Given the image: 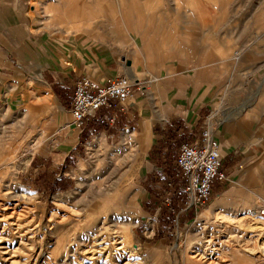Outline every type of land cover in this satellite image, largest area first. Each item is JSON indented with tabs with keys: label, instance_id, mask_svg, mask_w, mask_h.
Segmentation results:
<instances>
[{
	"label": "rangeland",
	"instance_id": "rangeland-1",
	"mask_svg": "<svg viewBox=\"0 0 264 264\" xmlns=\"http://www.w3.org/2000/svg\"><path fill=\"white\" fill-rule=\"evenodd\" d=\"M6 6L14 8L20 15L29 16L31 28L17 35L25 40L24 48L44 37L53 44L65 45L72 50L69 54L77 58L89 60V52H96V48L101 47L110 49L109 53L120 62L123 55L134 60L143 49L140 41L144 28L150 26L151 33L147 36L158 42L157 51L162 60L185 58L190 52L195 57L200 52H210L211 74L215 76L212 79L220 85L215 88L216 93L219 97L230 93L235 97L230 106L236 107L222 114L218 110L210 112L215 128L228 117L238 120L249 111L250 99L258 93L260 100L264 94V0H0V7ZM149 71L144 74V80L138 77L140 81L156 79ZM28 73L19 86L21 95H6L0 103L3 126L0 133V205L14 203L23 215L19 222L22 233L14 225L5 222L4 227L3 222L0 225V233L8 238L4 239L0 249V264H197L198 250L203 249L208 254L215 253L210 260L214 262L212 264H264V254L259 250L264 246V229L248 225L245 230H237L217 223L213 215L199 220L204 211H211L210 204L186 224L183 221L189 217L181 215L179 233L172 224V215L164 206L169 213V236L162 239L155 235L150 243L147 242L142 233L149 235L153 225L160 226L161 218L160 214L149 219L147 226L144 223L148 220L145 222L139 218L143 181L150 170H156L147 162V157L145 165L149 170L137 178L135 186V204L139 213L110 216L113 227L129 234L124 252L116 259L107 258L104 252L93 258L85 257L80 249L94 241V234L104 221L92 223L98 214L91 211V205L97 198L101 181L116 183L111 158L114 149L121 148L124 133L121 138H109L108 143L96 136L85 144L84 159L90 165L86 176L74 179L73 169L62 174L54 173V178L71 180L72 186L68 190L56 192L54 184L50 192L41 193L36 186L25 185L21 178L30 175L27 164L33 155L69 152L81 130L75 126L70 110H66L52 90L43 84V78L35 76L33 70ZM233 84L234 87H228ZM141 86L148 90L145 84ZM191 89L190 98L198 96ZM197 89L200 93L201 90ZM192 105L194 110L188 116L187 113L183 115L188 124L199 112V104L193 102ZM32 129L34 134L29 137ZM146 137L151 140V135ZM36 141L40 146L32 151ZM100 142L104 144L99 146ZM175 153H171L167 165L170 173L157 171L162 176L158 189L164 195L171 189L169 183H173L176 189L179 187L173 179L177 172L173 159ZM222 171L227 180L215 183L213 195L223 187L231 192L227 193L223 205H228L226 210L214 211L232 218L242 219L250 214L264 220L260 215L264 205V167L255 170L252 184L243 183L240 172L229 175L223 166ZM79 182L81 187L77 188ZM232 190L237 193L229 199Z\"/></svg>",
	"mask_w": 264,
	"mask_h": 264
},
{
	"label": "crops",
	"instance_id": "crops-1",
	"mask_svg": "<svg viewBox=\"0 0 264 264\" xmlns=\"http://www.w3.org/2000/svg\"><path fill=\"white\" fill-rule=\"evenodd\" d=\"M30 28L29 16L20 15L10 6L0 7V103L6 95H21L19 86L29 75L30 70H33L35 76L43 78V84L52 90L63 107L70 112L74 85L80 77L88 76L103 85L123 73L132 74L133 79L140 80L138 78L140 76L144 80V74L150 70L151 76L156 79L141 81L148 86V90L140 91L134 88L127 112H119L117 108H100L90 124L79 131L77 141L69 152L33 155L27 164L30 175L22 176L23 183L36 186L41 193L50 192L54 184L56 189L68 190L72 186L71 180L54 178L53 175L72 169V173H75L79 169L80 162L86 161L83 147L90 140L98 136L108 143L109 138H121L126 132L136 134L138 144L143 145L142 142L149 134L151 142L145 152L147 151V162L156 170H150L143 181L139 214L142 221L148 220L146 224L144 223V226H147L149 219L158 217L162 210L166 212L161 202L162 197L165 196L164 192L158 189L162 176L157 174V171L170 173L167 169L170 155L173 152L178 153L182 143L200 142L201 133L206 127L205 118L210 112L218 110L222 114L236 108L234 105L230 106L235 101L234 96L229 93L219 97L216 93L215 88L220 85L216 79L215 81L212 79L215 76L211 74L213 63L209 58L210 52L198 53L201 57L197 54L195 57L194 53L187 52L189 55L185 58L162 60L161 53L157 51L158 42L154 37L147 36V33H151V29L150 26H145L140 41L143 49L138 56H134V60L123 55L120 62L109 53L110 49L104 50L101 47L96 48V52H89L90 57L87 60L69 54L72 50L68 47L56 42L53 44L44 37L34 40L31 45L24 48L25 40L17 35ZM26 34H29V31ZM207 49L209 50V47ZM38 71L39 74L36 73ZM234 86L233 84L228 87ZM191 88L198 93L195 98L194 96L190 98ZM197 88L201 90L200 93ZM258 95L257 93L250 99L247 113L235 121L232 117H228V120H224L215 132V138L221 143L225 152L223 169L229 175L240 172L243 183L246 184L254 183L255 170L264 167V94L260 100ZM193 102L199 104V108L197 107L199 112L194 121L188 124L185 117L194 110ZM185 113L187 114L184 117ZM223 118L225 119V116ZM148 126L149 130L146 132ZM76 163L77 167L74 168ZM73 176L75 179L76 175ZM174 181L179 186L175 178ZM172 184H168L170 190L175 189L178 192L179 187L176 189ZM228 192H231V189L227 190L226 187L220 192H215L209 209L215 200ZM236 193L232 190L229 199L234 198ZM227 206L214 207V210H226ZM189 214L183 218H187ZM165 215L166 213L162 214L159 227L152 226L149 235L142 233L147 242L150 243L155 235L161 236L162 239L169 236V218ZM186 222L188 219L184 220L183 224Z\"/></svg>",
	"mask_w": 264,
	"mask_h": 264
},
{
	"label": "built area",
	"instance_id": "built-area-1",
	"mask_svg": "<svg viewBox=\"0 0 264 264\" xmlns=\"http://www.w3.org/2000/svg\"><path fill=\"white\" fill-rule=\"evenodd\" d=\"M141 85V81L133 79L129 73H123L103 85L88 76L80 77L74 85L71 109L75 126L83 130L95 113L103 107L127 112L133 97V88L138 87L142 91L144 88ZM212 115L207 117L200 142L182 143L173 157L177 167L174 178L179 182V189L184 192V196L179 200L180 206L177 209L173 204L177 191L172 189L162 198V205L172 215V224L178 233L181 215L190 212L197 214L204 210L212 201L215 183L227 180L222 171L225 158L223 148L215 138L216 128L212 124ZM2 128L0 120V133ZM260 215L264 216V205Z\"/></svg>",
	"mask_w": 264,
	"mask_h": 264
},
{
	"label": "bare ground",
	"instance_id": "bare-ground-1",
	"mask_svg": "<svg viewBox=\"0 0 264 264\" xmlns=\"http://www.w3.org/2000/svg\"><path fill=\"white\" fill-rule=\"evenodd\" d=\"M153 80L155 79H152L151 81ZM148 130H149V126L146 128V132ZM33 131L34 129H32L29 132V137L31 136V134L32 135L34 134ZM135 135L136 134L134 133L129 134L125 132L123 134V144L121 145V148L118 147L117 149H114V151L112 152L113 158L111 159H113L114 161L113 170L115 171V174L117 175L116 183L114 182V183L106 184L108 182L105 183L103 181L99 183V186H98L99 190L96 193L97 198L95 199V202H93V204L91 205L93 209L91 211H95L98 215L93 219L92 223L101 222L102 219H104V221L103 223H101L102 227H99L97 232H95L94 239L92 238L94 241L92 243H89L88 245H85L83 248L80 249L81 253L85 257L88 255L87 256L88 258H93L95 257L96 254H100L101 252H104L107 258L116 259L122 255L125 247L129 243V234L125 233L123 230L122 232H119V229L121 228L117 229L113 227L111 225L112 222L110 220V216L113 217L114 214H118V213H124V214L139 213V209L135 204V198H137L136 197L137 194L135 193V186H136L137 178H139L141 174L149 170L148 166L145 165V159L147 157L145 150L149 146L151 140L145 137L144 142H142L143 145L138 144L137 142L138 138ZM134 141L136 143L133 144ZM103 144L104 142H100V144L98 145L102 146ZM32 146H33L32 151H34L40 146V142L36 141L33 143ZM89 149L91 150L92 147H90ZM106 150L107 152L110 151L108 149ZM97 161H99V159ZM92 163L93 162H91V164ZM89 166L90 165H88V161L87 162L81 161L79 169L75 172V175L77 177L86 176L89 173ZM79 187H81V182H79L77 188ZM228 195L229 194H226L220 197L219 199L215 200L214 203L212 204L211 211L209 210L204 211L199 216V220L209 219L210 218L209 216L213 215L214 221H216L217 223L226 225L228 227H234L237 230H245L247 229L248 225L251 226L252 228L256 227L257 229H260V230L264 229V220L257 219L250 214H247L245 218L243 217L242 219H239V218H232L222 213L214 211L215 209L214 207H218V206L220 207L226 203L225 202L226 196ZM17 207L18 206L14 205V203L0 205V225L3 222V227H4L5 226L4 222H5L6 225L16 226V229H19L20 231L21 229L20 226L22 225H20L19 222L21 218L23 217V215H22V212L19 209H17ZM101 215H104V216L101 217ZM5 229H7V227H5ZM20 232L22 233V231ZM4 235L5 234H3L2 236V234L0 233V249H2L1 247H3L4 245V242H5L4 239H8L4 237ZM6 249L8 250V247ZM217 250L219 249L217 248ZM259 250L262 252V254H264V246L262 248H259ZM200 251L198 250V253H197L198 255L197 258L199 259L197 264L214 263V262H210V260L212 257H214L215 253L208 254V252H206V249H203ZM220 253L221 251L217 254L220 255ZM218 258L220 259V257Z\"/></svg>",
	"mask_w": 264,
	"mask_h": 264
},
{
	"label": "trees",
	"instance_id": "trees-1",
	"mask_svg": "<svg viewBox=\"0 0 264 264\" xmlns=\"http://www.w3.org/2000/svg\"><path fill=\"white\" fill-rule=\"evenodd\" d=\"M98 112V111H97ZM97 112H96V114H97ZM116 120H117V117L115 118ZM92 120L90 119V121L87 123V125L85 126V128L90 124V122H91ZM84 128V129H85ZM173 153H175V152H173ZM175 155H176V153H175ZM175 175H173V177H174ZM174 179V178H173ZM61 190V189H60ZM213 190H214V188H213ZM56 191H59V189H57ZM219 195V194H218ZM183 196H184V192L183 191H181V190H179L177 193H176V195H175V198H174V206L176 207V208H179V205H180V202H179V200L181 199V198H183ZM213 198H214V195H213ZM212 198V199H213ZM164 213H166V215L168 216L169 215V213L167 212V210H166V212H163V210L161 211V217H162V214H164ZM165 215V216H166ZM196 215H195V213L194 212H190V214L188 215V217H189V219H188V221L189 220H192V219H194V217H195ZM181 218H182V216L180 217V220H181ZM169 221V220H168ZM169 224H170V221L168 222Z\"/></svg>",
	"mask_w": 264,
	"mask_h": 264
}]
</instances>
